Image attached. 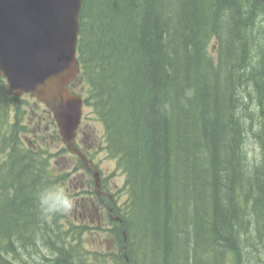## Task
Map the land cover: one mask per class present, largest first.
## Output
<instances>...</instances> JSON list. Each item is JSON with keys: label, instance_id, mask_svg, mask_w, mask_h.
Masks as SVG:
<instances>
[{"label": "trees", "instance_id": "trees-1", "mask_svg": "<svg viewBox=\"0 0 264 264\" xmlns=\"http://www.w3.org/2000/svg\"><path fill=\"white\" fill-rule=\"evenodd\" d=\"M79 20L69 89L126 176L115 250H88L69 215H39L38 190L74 197L85 167L49 108L0 76V264H264V2L83 0Z\"/></svg>", "mask_w": 264, "mask_h": 264}, {"label": "water", "instance_id": "water-1", "mask_svg": "<svg viewBox=\"0 0 264 264\" xmlns=\"http://www.w3.org/2000/svg\"><path fill=\"white\" fill-rule=\"evenodd\" d=\"M82 1L0 0V76L14 95L30 94L49 108L63 143L82 159L101 197V172L76 142L84 99L69 89L80 73Z\"/></svg>", "mask_w": 264, "mask_h": 264}, {"label": "rangeland", "instance_id": "rangeland-1", "mask_svg": "<svg viewBox=\"0 0 264 264\" xmlns=\"http://www.w3.org/2000/svg\"><path fill=\"white\" fill-rule=\"evenodd\" d=\"M84 119L83 126L85 132H81L79 136V145L88 154L89 158L94 161V164L101 170L104 186L107 192L114 195L116 204L122 206L128 199V193L125 186L126 176L123 171L117 166L115 159L109 157L105 146V128L102 122H100L92 112L90 107H84L83 109ZM257 145L250 138L248 145V151L250 155H254L257 151ZM68 157V163H71V167L76 165V158ZM90 172L86 169L74 170L70 175V183L72 185V192L74 193L73 199L80 204L86 206L84 212L86 216H82L76 210L69 215L70 220H74L76 223L85 224L89 228L83 234V243L88 250L110 252L115 250V241L110 232L112 226L109 218V210L105 206L93 205L91 196L92 189L95 188L94 182ZM97 206H100L99 208ZM74 222V223H75Z\"/></svg>", "mask_w": 264, "mask_h": 264}, {"label": "clouds", "instance_id": "clouds-1", "mask_svg": "<svg viewBox=\"0 0 264 264\" xmlns=\"http://www.w3.org/2000/svg\"><path fill=\"white\" fill-rule=\"evenodd\" d=\"M195 95L196 90L194 88L185 89L180 103L188 107V101L192 100ZM161 111L168 113L171 111V106L165 103L161 106ZM36 205L41 218L49 219L72 214L76 208V201L66 186L48 183L36 193Z\"/></svg>", "mask_w": 264, "mask_h": 264}, {"label": "flooded vegetation", "instance_id": "flooded-vegetation-1", "mask_svg": "<svg viewBox=\"0 0 264 264\" xmlns=\"http://www.w3.org/2000/svg\"><path fill=\"white\" fill-rule=\"evenodd\" d=\"M81 131H82V127L79 128L78 137L81 134ZM110 202L111 203L114 202V197L112 193L107 192V190H103L102 196L98 198L97 202L93 201V205H96V203H99V205L105 206L109 210L111 208ZM97 207L99 208L100 206H97ZM75 210L81 214H84L82 216L84 217L86 216V214L84 213L86 211V206L84 204H80V202L79 203L77 202V206Z\"/></svg>", "mask_w": 264, "mask_h": 264}]
</instances>
